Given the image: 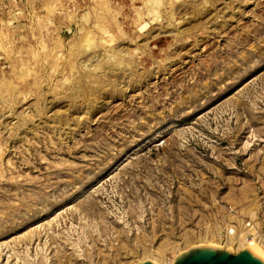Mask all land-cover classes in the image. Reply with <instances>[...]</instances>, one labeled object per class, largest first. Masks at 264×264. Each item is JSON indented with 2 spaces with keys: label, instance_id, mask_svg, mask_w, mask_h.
Here are the masks:
<instances>
[{
  "label": "rangeland",
  "instance_id": "374dc122",
  "mask_svg": "<svg viewBox=\"0 0 264 264\" xmlns=\"http://www.w3.org/2000/svg\"><path fill=\"white\" fill-rule=\"evenodd\" d=\"M229 228L264 241V0H0V264Z\"/></svg>",
  "mask_w": 264,
  "mask_h": 264
},
{
  "label": "water",
  "instance_id": "95a60500",
  "mask_svg": "<svg viewBox=\"0 0 264 264\" xmlns=\"http://www.w3.org/2000/svg\"><path fill=\"white\" fill-rule=\"evenodd\" d=\"M139 264H156L146 260ZM173 264H264V259L249 247L235 253L215 245L201 244L190 247Z\"/></svg>",
  "mask_w": 264,
  "mask_h": 264
},
{
  "label": "bare ground",
  "instance_id": "6f19581e",
  "mask_svg": "<svg viewBox=\"0 0 264 264\" xmlns=\"http://www.w3.org/2000/svg\"><path fill=\"white\" fill-rule=\"evenodd\" d=\"M234 228H236V227H234ZM231 229L230 228L228 229V234L226 235V237H224L227 241L234 243L238 248L249 247L250 249H252L254 252H256L258 255H260L264 259V241L262 242L263 239L260 240L257 235L256 236L258 238L255 237L256 232L254 233V231H253V233H252V232H250L251 231L250 230L248 232L242 231L241 234H237V232L235 231V233H236V235H235L234 231ZM225 234H226V232H225ZM152 259H154V262L156 261L158 263L157 258L152 256Z\"/></svg>",
  "mask_w": 264,
  "mask_h": 264
}]
</instances>
